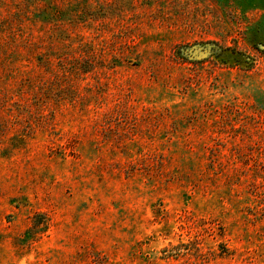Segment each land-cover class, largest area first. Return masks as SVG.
Returning a JSON list of instances; mask_svg holds the SVG:
<instances>
[{
    "label": "rangeland",
    "instance_id": "obj_1",
    "mask_svg": "<svg viewBox=\"0 0 264 264\" xmlns=\"http://www.w3.org/2000/svg\"><path fill=\"white\" fill-rule=\"evenodd\" d=\"M0 264H264V0H0Z\"/></svg>",
    "mask_w": 264,
    "mask_h": 264
}]
</instances>
